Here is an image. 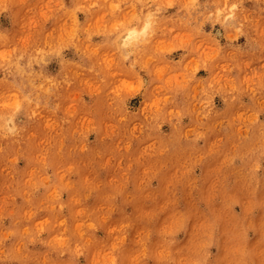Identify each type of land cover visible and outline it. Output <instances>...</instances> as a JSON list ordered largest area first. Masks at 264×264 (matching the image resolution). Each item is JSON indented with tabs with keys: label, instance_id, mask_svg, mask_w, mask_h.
Here are the masks:
<instances>
[{
	"label": "rangeland",
	"instance_id": "374dc122",
	"mask_svg": "<svg viewBox=\"0 0 264 264\" xmlns=\"http://www.w3.org/2000/svg\"><path fill=\"white\" fill-rule=\"evenodd\" d=\"M0 264H264V0H0Z\"/></svg>",
	"mask_w": 264,
	"mask_h": 264
},
{
	"label": "bare ground",
	"instance_id": "6f19581e",
	"mask_svg": "<svg viewBox=\"0 0 264 264\" xmlns=\"http://www.w3.org/2000/svg\"><path fill=\"white\" fill-rule=\"evenodd\" d=\"M136 32H137V31H136ZM132 33H133V31H132ZM132 33H131V34H132ZM131 34H130V35H131ZM132 37H133V35H132ZM125 39H126V38H125ZM23 70H24V69H23ZM25 77H26V76H25ZM29 77H30V76H29ZM28 82H30V81H28ZM31 86H32V85H31ZM40 89H41V87H40ZM236 179H238V178H236Z\"/></svg>",
	"mask_w": 264,
	"mask_h": 264
}]
</instances>
